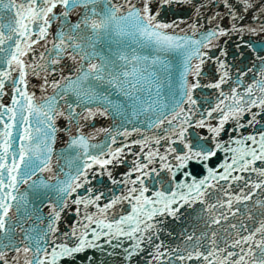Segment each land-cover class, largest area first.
Instances as JSON below:
<instances>
[{
  "label": "snow or ice",
  "instance_id": "obj_1",
  "mask_svg": "<svg viewBox=\"0 0 264 264\" xmlns=\"http://www.w3.org/2000/svg\"><path fill=\"white\" fill-rule=\"evenodd\" d=\"M193 205L202 231L167 228ZM125 240L122 264H264V0H0V264Z\"/></svg>",
  "mask_w": 264,
  "mask_h": 264
},
{
  "label": "water",
  "instance_id": "obj_2",
  "mask_svg": "<svg viewBox=\"0 0 264 264\" xmlns=\"http://www.w3.org/2000/svg\"><path fill=\"white\" fill-rule=\"evenodd\" d=\"M180 17L182 20H184L185 22H190L188 20V17L190 16V13L187 11V6H177V8L175 9V15H173L172 13H169V18H173L175 19L176 17ZM8 19L7 16L4 17V20L6 21ZM203 22V21H202ZM181 27H184V24L181 23L180 25ZM259 38V36H245V39L248 40H252L255 41ZM220 47L224 48L225 51L227 52V57H225V59L233 64L235 67H242L244 64H247L248 67H251V63L249 60H245L244 57L240 56L238 53L237 48L234 46L236 44H239V39L233 35L232 37H221L220 38ZM215 51V50H213ZM240 51H245V55H247V50L241 48ZM217 55H219V53H217ZM235 67L233 68V71H235ZM254 71H256V69H254ZM252 75V73H248V76L250 77ZM39 94V93H38ZM211 94V90H205V92L203 93V95L208 96ZM195 95L199 96L201 95V93L197 92L195 93ZM92 123L95 124V126L97 128H101V127H108L110 121L106 120L103 117H97ZM258 127V126H257ZM88 131H90L91 129H87ZM153 133H155L157 130H152ZM194 131H201V132H206V130H200V129H190L189 130V134H191ZM248 131H252V129H248ZM137 134H133V136H136ZM104 134L100 133L97 137H96V141H99L101 139H103ZM66 139V137H65ZM62 143L60 141V138H58L57 140V148L62 147ZM222 155H227L226 153H222ZM120 169H117L116 171L119 172ZM99 176V174H97ZM100 179H103L105 182H107V178L106 177H99ZM93 183L95 184L96 182L93 181ZM44 211H47V208L44 209ZM181 217L175 221H172L171 219L165 220V224L167 226V228L169 230H175L177 233H179L181 231V229H193L195 228L198 232L202 231L204 229V223L203 220H201L199 218L200 213H199V205H193L192 209H185V208H181ZM73 216V213L71 211L68 212V217L71 218ZM62 218H63V214H62ZM241 221L243 220L242 217H240ZM230 222L232 223H236L237 221L233 218H229ZM250 223V222H249ZM25 226H27V224H25ZM61 228L64 227V224L61 223L60 225ZM222 227H227V225L225 224L224 221H221V226H217V225H212L210 230H216L219 234H222ZM162 239H164V236H161ZM167 242V241H166ZM100 247L97 249H88L86 250V253H82L81 255H87V256H91L93 261L95 262V264H122V260H123V253H122V248L124 245H126L128 242L125 240L123 241L121 248L119 249H113V247L106 245L104 243H102L101 241L97 242ZM116 241H113V244H115ZM112 253V254H110ZM9 257H11V255H13V253L9 252L8 253ZM142 258H143V254H142ZM85 264H87V262L85 261Z\"/></svg>",
  "mask_w": 264,
  "mask_h": 264
}]
</instances>
